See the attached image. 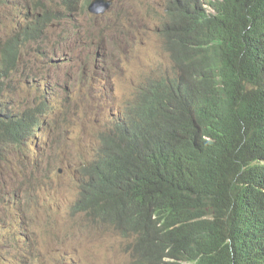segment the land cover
Listing matches in <instances>:
<instances>
[{
	"label": "trees",
	"instance_id": "obj_1",
	"mask_svg": "<svg viewBox=\"0 0 264 264\" xmlns=\"http://www.w3.org/2000/svg\"><path fill=\"white\" fill-rule=\"evenodd\" d=\"M29 1L34 13L17 12L24 27L0 37V160L10 168L54 104L9 101L23 48L61 19L62 7ZM164 10L171 66L142 77L97 131L70 215L116 232L127 264H264V0H166Z\"/></svg>",
	"mask_w": 264,
	"mask_h": 264
},
{
	"label": "rangeland",
	"instance_id": "obj_2",
	"mask_svg": "<svg viewBox=\"0 0 264 264\" xmlns=\"http://www.w3.org/2000/svg\"><path fill=\"white\" fill-rule=\"evenodd\" d=\"M87 1L44 0L49 11L62 7L61 19L23 48L13 77L9 101L17 107L36 108L44 95L54 104L41 138L26 140V155L12 153L15 168L0 160V264H127V243L116 232L85 228L83 217L70 215L73 176L138 81L171 66L159 35L166 0H112L103 15L89 14ZM35 6L0 0L1 39L24 27L18 9Z\"/></svg>",
	"mask_w": 264,
	"mask_h": 264
},
{
	"label": "water",
	"instance_id": "obj_3",
	"mask_svg": "<svg viewBox=\"0 0 264 264\" xmlns=\"http://www.w3.org/2000/svg\"><path fill=\"white\" fill-rule=\"evenodd\" d=\"M112 4V0H91L87 12L91 15H103L111 8Z\"/></svg>",
	"mask_w": 264,
	"mask_h": 264
}]
</instances>
